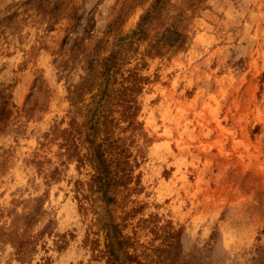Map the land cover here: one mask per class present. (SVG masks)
Returning <instances> with one entry per match:
<instances>
[{
    "label": "rangeland",
    "instance_id": "rangeland-1",
    "mask_svg": "<svg viewBox=\"0 0 264 264\" xmlns=\"http://www.w3.org/2000/svg\"><path fill=\"white\" fill-rule=\"evenodd\" d=\"M154 2L0 0V229L22 234V219H36L27 228L39 237L36 254L24 264H107L99 253L106 222L135 241L136 255H150L146 264L168 261L163 228L180 231L179 263L211 248L207 264H264V0H164L167 15L147 22L145 42L120 41ZM177 13L186 19L183 48L145 57ZM120 45L130 46L123 72L144 57L150 83L138 97L137 129L114 107L110 131L98 127L97 141L111 133L132 172L105 195L89 191L94 172L76 161L87 149L70 124L86 114L69 96L90 63ZM16 259L0 240V264ZM119 263L128 264L122 255Z\"/></svg>",
    "mask_w": 264,
    "mask_h": 264
},
{
    "label": "trees",
    "instance_id": "trees-1",
    "mask_svg": "<svg viewBox=\"0 0 264 264\" xmlns=\"http://www.w3.org/2000/svg\"><path fill=\"white\" fill-rule=\"evenodd\" d=\"M164 0H155L152 10L146 12L140 17L136 28L131 31L130 35H126L121 40H131L130 46L135 43H142L147 40L146 26L147 22L155 17L167 15L165 12ZM173 19V23L156 37L148 45L146 54L144 56L154 58H170L183 48L185 43V29L181 28V24L185 22V16L183 13H177L170 15ZM130 46L128 49H130ZM116 47V46H115ZM119 49H113L106 57L96 60L95 65L98 66L97 71L94 70V63H90L91 73L87 75L76 87V89L69 96V104L71 108L80 112H85V120L81 124H77L72 118L70 127L74 134H78L79 138L83 137L82 144L87 149L85 156L79 157L76 161L82 164V161H86L93 170V174L89 179V191L100 192L106 195L110 192L111 188L118 186H125L131 181V164L129 161V155H126L125 150L119 149L115 142L111 143V133H106V137L100 141H97L98 127H102L105 131H110V127L114 123V119L109 116L111 108H117L119 110V122L127 123V128L137 129L140 124L137 122V116L140 111V104L138 97L141 94L145 85L150 83L148 77L143 76L140 71L144 67V57L141 58V64L136 65L127 70L125 73L122 69L125 67L124 53L127 48H123L122 45ZM88 96V102L85 103V97ZM81 128V129H80ZM84 128V129H82ZM84 131V132H83ZM71 131H63L61 133L63 146L67 149V155L73 156L72 152L76 147L70 150L68 137ZM72 136V138H73ZM73 144V143H71ZM116 148H115V147ZM117 149V158H110L106 154H111V150ZM72 151V152H71ZM130 169V170H129ZM130 171V174H129ZM116 186V187H113ZM107 201L113 202L112 197H108ZM36 219H22L21 226L23 233L19 234L17 229L8 230L0 229V240L8 242L15 249V255L17 256L20 264L29 263L32 260L34 254H36V246L39 242V237H32L28 235L27 228L31 227ZM101 228L105 231V244L102 251L99 253L104 257L107 264H120V255L124 257L128 264H146L151 262L150 255L143 253L141 256L136 255L135 241L121 233L119 225L116 223H103ZM164 237V251L168 255L166 260L168 261H155L156 264H207L209 250L195 249L192 253L184 255V259L179 263L177 257L181 253L179 245V230L169 229L168 232L162 229ZM216 233L213 232L209 237V242H213ZM162 235H157L161 237ZM58 250L65 248V242L63 239H59L56 242ZM132 251V253H130ZM162 251V253H164ZM261 248L254 250L255 254L259 255ZM41 263L37 264H49L50 259L43 257L40 259Z\"/></svg>",
    "mask_w": 264,
    "mask_h": 264
}]
</instances>
